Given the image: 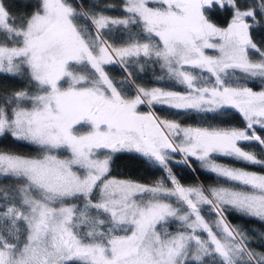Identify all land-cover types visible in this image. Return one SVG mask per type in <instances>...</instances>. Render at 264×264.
Instances as JSON below:
<instances>
[{
	"label": "snow or ice",
	"instance_id": "6c2138e0",
	"mask_svg": "<svg viewBox=\"0 0 264 264\" xmlns=\"http://www.w3.org/2000/svg\"><path fill=\"white\" fill-rule=\"evenodd\" d=\"M121 4L32 0L30 14L16 16L0 0V74L29 85L0 92V144L37 152L0 148V177L16 182L0 187V264H264L247 232L227 221L234 212L264 223V172L216 162L264 168V152L241 146L264 148V41L249 23L264 24V0ZM225 10L226 26L214 23L210 14ZM141 60L183 91L137 84L129 68ZM112 65L123 79L109 75ZM157 106L222 124L161 118ZM233 111L243 128L223 126ZM123 153L165 175L151 185L112 177ZM173 164L231 186H185ZM172 221L180 230H168Z\"/></svg>",
	"mask_w": 264,
	"mask_h": 264
},
{
	"label": "trees",
	"instance_id": "16d2710c",
	"mask_svg": "<svg viewBox=\"0 0 264 264\" xmlns=\"http://www.w3.org/2000/svg\"><path fill=\"white\" fill-rule=\"evenodd\" d=\"M29 2H32V0H4L6 7L12 14L16 16L24 15L26 12L30 14L31 10L25 9L24 7V5ZM93 2L97 3L100 8H103L107 5H113L117 9L122 7L121 0H93ZM248 2L251 3V0H248ZM241 3H243V0H241ZM105 14L113 17L122 15V13L119 11H109ZM231 14V11L225 10L223 12H213L210 14V16L214 23H217L220 26H226L227 22L231 18ZM259 20L260 17H257L256 20H249V23L253 25L251 30L252 38L258 45L264 41V24L258 23ZM113 35L115 42L121 44L122 41L119 39V32L116 29H113ZM141 64L144 65L143 71L140 70V72H137V69L131 67L129 68V70L133 72V78H136V83H140L145 87L161 86L166 89L183 91V89L178 86L175 88L172 87L173 82L168 80L166 73L160 69L159 64H153L151 61L145 63L143 60H141ZM106 70L109 72V75L117 81L125 77L124 71L117 65H112ZM160 77H163V80H159L158 78ZM256 83L258 84L259 81H256ZM26 87H29L27 77L22 79H8L4 74H0V92H3V90L6 88L19 90ZM141 110H145V107ZM156 111H158L161 115H164L166 118L176 119L182 121L185 124H191L193 126L201 124V122L204 120L207 121V124L202 126H216L222 124L220 119H213L212 114H209L206 117L195 113L189 114L187 116L177 115L174 110L160 106H157ZM223 126L243 128L245 123L242 118L233 111L229 113L226 120L223 121ZM257 131L259 134L264 136V133L260 132L259 128H257ZM241 146L245 148V150H255L258 154L264 152V148H261V146L256 143H243ZM0 148L11 150L23 155L37 154L35 146L28 145L26 142H13L12 140H5L2 144H0ZM118 155L119 158L115 159L114 163L112 164L111 176L133 179L146 184H154L157 180L165 175V173L157 166L150 164L145 158L138 157L136 154L123 153ZM216 162L228 166H238L256 172H264V168H261L260 166H248L243 163H238L231 158H220ZM172 168L174 173L181 180L182 184L197 185L199 181L201 185L205 187L221 185L228 187L231 186L230 184L224 183L222 180L218 183V178L215 177L214 174L203 172V170L193 174L188 168L179 164H173ZM15 183L16 182L12 179H3L0 177V187L13 185ZM69 203H82V201H69ZM208 212L209 209L204 207V213L202 214H206ZM211 216L212 215H205V218L208 220ZM227 220L232 225L239 226L242 231L247 232L250 240V248L257 252H264V244L261 243L260 239V235L264 234V223H260L257 219L248 218L247 216L242 217L234 212L228 213ZM168 230L171 232L180 230L178 222H170L168 225ZM252 230H255V232Z\"/></svg>",
	"mask_w": 264,
	"mask_h": 264
},
{
	"label": "rangeland",
	"instance_id": "374dc122",
	"mask_svg": "<svg viewBox=\"0 0 264 264\" xmlns=\"http://www.w3.org/2000/svg\"><path fill=\"white\" fill-rule=\"evenodd\" d=\"M114 35H113V33H112V37H113ZM116 45L117 46H119L120 44L119 43H117L116 42ZM208 52H209V54L210 55H214L215 54V52L213 51V50H208ZM140 65H141V61L139 62V63H133V64H131V68H135V69H137V72H140ZM118 66V65H117ZM118 67H120L121 69H122V66H118ZM124 73H125V75H126V72L124 71ZM137 84H140V83H137ZM142 85V84H141ZM151 87H161V86H151ZM162 88H164V87H162ZM165 90H172V89H166V88H164ZM180 91V90H179ZM164 108H167V107H164ZM148 109L145 107V110H142V111H147ZM155 111H156V109H155ZM157 112V114L159 115V116H161V118H166L164 115H161L158 111H156ZM169 119V118H168ZM173 159L174 160H180L181 159V156L180 155H175V156H173ZM217 163H219V162H217ZM231 167H234V166H231ZM238 167V166H237ZM238 168H242V167H238ZM247 170H249V169H247ZM249 171H253V170H249ZM256 172V171H255ZM112 177H114V176H112ZM115 178H118V179H128V178H120V177H115ZM139 182V181H138ZM140 183H142V182H140ZM144 184H146V183H144ZM151 185V184H150ZM185 186H191V185H187V184H184ZM197 185H201V183L198 181V184ZM170 186V185H169ZM221 186H223V185H221ZM225 187H228V186H225ZM206 208H207V206H205ZM208 209V208H207ZM216 219V217L215 216H211L209 219H208V221L209 222H213L214 220ZM228 221V220H227ZM229 222V221H228ZM230 223V222H229ZM231 224V223H230ZM232 225V224H231ZM215 230V229H214Z\"/></svg>",
	"mask_w": 264,
	"mask_h": 264
}]
</instances>
